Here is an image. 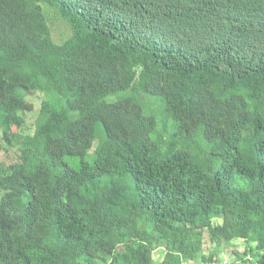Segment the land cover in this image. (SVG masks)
Wrapping results in <instances>:
<instances>
[{
  "label": "trees",
  "instance_id": "16d2710c",
  "mask_svg": "<svg viewBox=\"0 0 264 264\" xmlns=\"http://www.w3.org/2000/svg\"><path fill=\"white\" fill-rule=\"evenodd\" d=\"M16 148L0 264H264V0H0Z\"/></svg>",
  "mask_w": 264,
  "mask_h": 264
},
{
  "label": "rangeland",
  "instance_id": "374dc122",
  "mask_svg": "<svg viewBox=\"0 0 264 264\" xmlns=\"http://www.w3.org/2000/svg\"><path fill=\"white\" fill-rule=\"evenodd\" d=\"M50 27L53 32L54 40H56L57 42H60V39L62 36V33L60 31L61 29H63V26H60V24L57 21H54L53 23L50 24ZM25 98L29 102V108L24 113V118L26 122L25 132L26 134L33 135L36 130L38 114H39L42 102L44 101L45 97L42 93L34 92V93H28V94L26 93ZM152 100L156 101L155 98H152ZM158 115L160 116V114H157L156 117H157L158 122L160 123L161 119L158 117ZM11 132L13 134L18 133V128L15 125H12ZM20 139L21 140L23 139L22 135H20ZM20 155L21 153L18 148H16L15 150H11V149L3 150L0 152V165L9 166V165L15 164L16 162L20 160L19 159ZM234 245L237 246V249H240V251L241 249H243L242 247H244V243L242 242H235ZM234 247L224 251L221 257L225 255L227 256L226 258L230 259L232 257V252L234 250ZM164 256H165V251L161 249L157 250L154 253V259L157 262H161ZM233 260H235V258H233Z\"/></svg>",
  "mask_w": 264,
  "mask_h": 264
},
{
  "label": "built area",
  "instance_id": "2783aa9c",
  "mask_svg": "<svg viewBox=\"0 0 264 264\" xmlns=\"http://www.w3.org/2000/svg\"><path fill=\"white\" fill-rule=\"evenodd\" d=\"M227 256L223 255L220 259L212 261L208 264H236L234 260H230L229 258H226Z\"/></svg>",
  "mask_w": 264,
  "mask_h": 264
}]
</instances>
